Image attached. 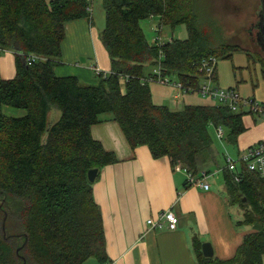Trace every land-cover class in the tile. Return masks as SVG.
<instances>
[{"label": "trees", "instance_id": "16d2710c", "mask_svg": "<svg viewBox=\"0 0 264 264\" xmlns=\"http://www.w3.org/2000/svg\"><path fill=\"white\" fill-rule=\"evenodd\" d=\"M92 2L0 0V52L16 55L15 76L0 77V264H82L91 257L99 264L110 262L93 185L102 169L119 159L91 132L106 120L120 124L133 149L146 145L154 157L168 156L196 176L222 172L230 202L243 212L237 224L252 230L226 259L206 257L203 241L194 235L198 264H263L264 177L244 168L229 170L228 153L220 152L209 130L221 125L220 138L237 143L248 113L217 102L173 109L155 102L150 81H179L195 92L204 80L203 59L246 50L264 67V54L253 56L222 41L215 26L200 22L195 0H103L101 39L111 70L97 72L95 65V83L58 75L66 25L92 21ZM155 16L158 31L184 23L188 37L159 35L150 42L141 21ZM31 56L37 58L29 62ZM4 105L26 113L8 114ZM53 107L60 115L51 120ZM91 169L98 170L94 181Z\"/></svg>", "mask_w": 264, "mask_h": 264}, {"label": "crops", "instance_id": "0c3cea01", "mask_svg": "<svg viewBox=\"0 0 264 264\" xmlns=\"http://www.w3.org/2000/svg\"><path fill=\"white\" fill-rule=\"evenodd\" d=\"M91 18L92 21L84 18L67 23L62 63L55 67L58 75H75L86 83H95V65L103 72L111 70V58L101 39L103 29L95 26L93 9ZM15 57L13 51L0 52L1 78L15 76ZM83 58L84 65L80 62ZM167 98L171 108L179 105V99ZM245 120L246 116V130L238 137V141L244 140L243 149L264 139V129H250ZM91 132L119 159L105 166L93 185L103 215L108 264H198L194 235L210 242L214 256L220 259L235 255L252 227L237 224L243 218L239 212H243L230 202L221 171L214 172L221 174L215 181L207 176V190L187 186V172L180 164L174 165L168 156L154 157L146 145L133 149L117 121L94 124ZM163 211L177 216L174 229L168 220H162L157 227L148 223V219H157ZM82 264L99 262L91 257Z\"/></svg>", "mask_w": 264, "mask_h": 264}, {"label": "rangeland", "instance_id": "374dc122", "mask_svg": "<svg viewBox=\"0 0 264 264\" xmlns=\"http://www.w3.org/2000/svg\"><path fill=\"white\" fill-rule=\"evenodd\" d=\"M196 11L200 22L210 23L220 33L221 40L240 48L248 49L254 54H261V48L256 41L257 29L252 25L258 21L257 12L260 0H195ZM91 9L95 16V26L99 29L105 27V8L103 0H93ZM160 18L149 17L141 21L147 39L152 42L155 37L161 35L163 38H187L188 29L186 24L181 23L175 27L162 26V31H158ZM211 26V27H212ZM82 65L85 58L80 61ZM263 65L255 56L251 58L246 50H237L231 57H219L217 63L218 80L215 82L223 88H236L242 96L254 98L256 101L264 104V74ZM170 86V87H169ZM153 98L160 104L171 105L169 99H179V105L173 106V109L183 108L186 104H205L216 103V101L204 97L199 91L186 92L177 88L173 83L164 84L159 80L150 81ZM173 89V91H171ZM179 95V96H178ZM3 111L12 115H23L25 109L15 108L12 106H3ZM60 110L53 107L49 113V119L57 118ZM246 124L250 129H264V117L258 114H246ZM250 122V123H249ZM214 143L220 152H226L235 160L239 159V150L243 149L242 138L237 143H231L221 139L214 126L209 128ZM264 140V139H261ZM259 141H256L257 143ZM253 143V144H255ZM242 151V150H241ZM214 181L221 178V174H210ZM235 209L239 206L235 205ZM240 209V208H239ZM3 213L0 212V221H3ZM242 218V214L239 212Z\"/></svg>", "mask_w": 264, "mask_h": 264}, {"label": "built area", "instance_id": "2783aa9c", "mask_svg": "<svg viewBox=\"0 0 264 264\" xmlns=\"http://www.w3.org/2000/svg\"><path fill=\"white\" fill-rule=\"evenodd\" d=\"M163 40L159 39V44H162ZM36 56L28 57L27 60L32 62ZM218 58L211 55L207 59H203L200 64V71L204 73V80L199 86L198 91L207 98L216 101L219 104L228 106L231 110L237 112H246L254 115L258 114L264 117V104L256 101L254 98L244 97L241 93L233 87L223 88L218 86L215 82L214 75L217 70ZM97 72L101 71L99 67L96 68ZM161 83H169L165 78L159 77ZM177 88H181L183 91L189 92L190 88H185L179 81L171 82ZM179 96V95H178ZM218 135L223 137L225 129L223 126L216 128ZM227 167L231 171H237L238 167L246 169L259 174L264 177V140L248 146L239 153V159L235 160L231 155L227 154L226 158ZM187 172V171H186ZM237 180H240L238 175H235ZM187 180L190 185L199 186L205 190L210 188V183L207 180V175L202 173L201 176L193 175L187 172ZM162 220L169 221V227L175 228L178 222L177 216L173 212H161L159 217L148 219V223L151 227H157L162 225ZM107 264V263H105ZM264 264V263H263Z\"/></svg>", "mask_w": 264, "mask_h": 264}, {"label": "water", "instance_id": "95a60500", "mask_svg": "<svg viewBox=\"0 0 264 264\" xmlns=\"http://www.w3.org/2000/svg\"><path fill=\"white\" fill-rule=\"evenodd\" d=\"M260 5L258 12L256 13L259 20L252 25L253 28L257 29L256 32V41L259 47L261 48L262 53L264 54V0H260ZM98 170L91 169L89 171V179L94 181L96 179ZM202 252L206 257L214 256V249L210 242L202 243Z\"/></svg>", "mask_w": 264, "mask_h": 264}, {"label": "flooded vegetation", "instance_id": "af4514ba", "mask_svg": "<svg viewBox=\"0 0 264 264\" xmlns=\"http://www.w3.org/2000/svg\"><path fill=\"white\" fill-rule=\"evenodd\" d=\"M258 20H259V18H258Z\"/></svg>", "mask_w": 264, "mask_h": 264}]
</instances>
